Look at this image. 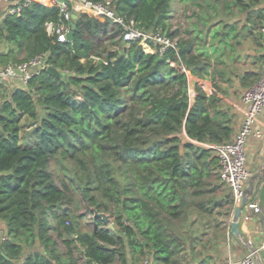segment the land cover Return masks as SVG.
Listing matches in <instances>:
<instances>
[{"label": "trees", "instance_id": "trees-1", "mask_svg": "<svg viewBox=\"0 0 264 264\" xmlns=\"http://www.w3.org/2000/svg\"><path fill=\"white\" fill-rule=\"evenodd\" d=\"M222 1L197 3L202 13L181 38L169 27L175 0H114L117 15L141 30L179 39L178 51L165 53L125 42L123 26L88 13L77 14L72 37L60 43L47 31L60 20L51 0L5 18L0 36L13 47L0 61L49 53L62 76L44 71L25 88L0 92V264H79L75 251L88 264H138L146 256L152 264H183L196 253L185 249L197 233L192 214L234 209L231 193L209 197L217 191L210 181H221L213 146L230 141L233 127L198 83L192 100L190 77L206 80L212 67L204 28L210 33L219 25L214 38L221 47L239 46L246 36L263 49L264 34H254L264 28V0H232L227 9ZM235 8L244 24L211 21ZM105 40L117 50L108 51ZM259 76L250 72L243 80L250 87Z\"/></svg>", "mask_w": 264, "mask_h": 264}, {"label": "built area", "instance_id": "built-area-1", "mask_svg": "<svg viewBox=\"0 0 264 264\" xmlns=\"http://www.w3.org/2000/svg\"><path fill=\"white\" fill-rule=\"evenodd\" d=\"M32 1L35 0H18L8 11L9 15H19L23 7L29 5ZM51 1L60 8V20L57 23H48L47 31L60 43L68 41V36L72 30L74 9L76 8L90 15L107 19L113 25L123 26L124 32L121 37L125 42H137L142 45L153 44L160 53H165L170 49L178 51V38H172L162 31L145 32L141 30L134 20L126 21L123 17L117 15L113 9L114 0H105L103 3H93L89 0ZM95 59L99 60V58ZM49 67V53L36 55L22 63H10L0 69V83L3 85H19L25 88L32 78L47 71ZM181 71L190 75L185 67H182ZM242 100L247 110L240 130L230 141L213 146L217 150L220 162V179L230 190L235 207L244 196L250 178L247 168V140L251 136L258 139L263 137V131L255 128V125L264 113V66L258 81L243 92ZM262 212L263 207L258 201L251 198L243 208L240 223H247L254 215ZM228 235L229 237L232 235L231 231ZM252 246L254 249L250 250L248 254L229 264H264V240L259 245L252 244ZM139 264H152V259L150 256H146Z\"/></svg>", "mask_w": 264, "mask_h": 264}, {"label": "crops", "instance_id": "crops-1", "mask_svg": "<svg viewBox=\"0 0 264 264\" xmlns=\"http://www.w3.org/2000/svg\"><path fill=\"white\" fill-rule=\"evenodd\" d=\"M17 1L18 0H0V27L3 26L5 18L9 15L8 11ZM74 10V15L76 16L80 13H86L76 8ZM211 32L208 33L209 39L212 37ZM188 37L189 35H187L186 38ZM248 41V48H245V45H237L234 48H229V46L224 44L223 47H221L219 41L217 45L212 48L209 43L207 48L212 56V67L209 69L210 72L207 75V79L203 80L193 76L194 80L192 82L194 86L198 83L208 95L214 94L219 100L217 103L218 106L224 110V113L229 118L233 127L232 138L240 130L247 110L243 103L242 95L249 87L245 84L243 78L250 72L260 74L261 70L259 71L256 65L258 63L257 58L264 54V47L262 49L253 44L252 47L250 40ZM12 47L13 46L6 40L5 36H0V54L9 51ZM245 59H248V63H246L247 61ZM250 61H253L251 65ZM4 67H6V65L0 61V69ZM15 87L20 86L12 84L3 85L0 83V92L7 94ZM190 93L193 100L196 96L195 89ZM255 128H259L263 131V137L258 139L251 136L247 140V168L250 173L247 188L252 181L256 186H259L256 195L253 197L254 201L259 202V191L264 185V113L259 117ZM259 177H262V180H259ZM253 218H255V224L252 229H250L248 222L239 226L242 235L249 240L251 246L252 244L259 245L263 242L261 241L258 243L255 241L253 237L255 235L262 236L264 240V209L261 214L254 215L252 219ZM252 219L250 221H252ZM3 230L5 231V224L0 223L1 236L5 235ZM227 230L226 237L223 238V240L216 241L213 245H206L201 251L199 250L198 253H195L197 254L196 257L189 253L190 255L187 257V261L183 264H229L230 262L240 260L248 254L250 251V244L244 243L241 238L233 235L231 231V222ZM229 231L232 233L230 237L228 235ZM195 252H197L196 248Z\"/></svg>", "mask_w": 264, "mask_h": 264}, {"label": "rangeland", "instance_id": "rangeland-1", "mask_svg": "<svg viewBox=\"0 0 264 264\" xmlns=\"http://www.w3.org/2000/svg\"><path fill=\"white\" fill-rule=\"evenodd\" d=\"M212 1V0H209ZM232 0H223L222 2H220V6L222 8H226L225 7V3L226 2H231ZM197 3H201L203 5L204 8H207V0H186V1H181V0H175V4H174V9L172 12V17L169 20V27L171 30L174 31H178L179 32V36L181 38H186L188 35L189 30L191 31L192 29V25L195 24V22H197V17L195 13H202V9L197 5ZM213 3V2H212ZM215 6V5H214ZM227 9V8H226ZM211 11H209L210 13ZM234 14L230 15V16H225L222 12H218L216 14V17H214L211 21L214 20L218 21L220 19H222V21L225 22H229V23H235L237 21V19H239V24H244V16L241 15L240 13H238V11L234 10ZM243 20V21H242ZM212 32H211V39H208L209 43L211 44H215L217 45V41L216 38H214V34L218 31L221 30L220 28H218V26H215L212 28ZM203 36H207L208 35V30L206 28H204L203 30ZM247 31V30H246ZM261 32L264 34V28L261 27L260 25L258 26V29H256L254 36L258 37V38H262L261 36ZM221 39V38H220ZM241 40H242V44L241 45H245V48L249 47V38H247L246 36H241ZM232 42H235L234 40ZM257 40L256 38L252 37L250 40V44L252 45H257ZM104 47L107 48L108 51H113V50H117V47H114L111 44V41L105 40L103 43ZM252 45V47H253ZM259 46V45H257ZM213 48V47H212ZM258 49V48H255ZM246 61L248 59H245ZM244 60V61H245ZM256 60V59H254ZM253 60V61H254ZM245 61V62H246ZM253 61H250V65L252 64ZM258 61V58H257ZM248 63V61L246 62ZM258 66L259 71L262 70L263 66H264V61L259 60L258 63L256 64ZM191 82H190V92L194 91V85H193V80L194 77L191 76L190 78ZM191 94V93H190ZM30 129L29 128H24L23 129V136L26 135V132H29ZM220 144H216L214 146H218ZM215 153L217 154V150L215 149ZM249 171V169H248ZM212 182L213 186L211 185L210 188L217 186V191H215V193L209 195L210 196H215L217 199H221L223 197H226L229 195L230 191L228 189V187L223 184L219 179H218V175H215L213 177V179L210 181ZM234 210H235V206L234 209H232L229 205L225 204L222 207L216 209L214 211V213L210 216H205V217H200L199 213L195 212L194 214H192V218L195 219L197 221L195 230H196V234L193 238L194 242L193 243H189L187 241V244L185 245V249H190L192 248H196L197 252H199V250L201 251L203 247H206V245H213L216 241H221L223 240V238L226 237L227 234V229L230 226V222L232 221L233 218V214H234ZM90 220V216L85 218V222L89 223ZM255 218L252 219V221H249V227L250 229L253 228L254 224H255ZM207 222H209L210 224L207 225ZM242 222L239 226H242ZM208 226V227H207ZM205 228V230H203ZM245 234V233H244ZM194 235V234H193ZM254 240L257 241L258 243L263 241L262 236L259 235H255L253 236ZM190 241V240H189ZM186 250V251H187ZM60 251L62 253H67V247L66 245L62 242L60 245ZM197 254H194V257H196ZM74 257H76L78 259V263L79 264H88L85 258H81V254L80 252L75 251L74 252ZM115 264H120L119 262L115 263ZM139 264V263H138Z\"/></svg>", "mask_w": 264, "mask_h": 264}, {"label": "water", "instance_id": "water-1", "mask_svg": "<svg viewBox=\"0 0 264 264\" xmlns=\"http://www.w3.org/2000/svg\"><path fill=\"white\" fill-rule=\"evenodd\" d=\"M73 19L76 20L77 19V16L74 15L73 16ZM72 27L73 28L75 27L74 23L72 24ZM69 37H72V33L69 34ZM47 72L50 73V74H53V75H55L57 77H61L62 76V74L58 70H56L55 68H53L52 66H50L48 68ZM263 172H264V169H263ZM259 178H260L259 180H262V177H259ZM258 187L259 186H256L253 183V181H252V183L250 184V186L248 188H246L244 196L241 198V200L239 201V203L235 207L234 214H233V218H232V221H231V231H232L233 235L236 236V237H238V238H241V240L244 243H246V244H250V242H249V240H247L242 235V232L240 231V228H239L240 219H241V215H242L243 208L249 202V200L256 195V193L258 191L257 189H259ZM259 204L264 209V185L261 187V189L259 191ZM94 212H95V217L102 218L103 221L107 225L112 224V220L109 217V215H107L105 213H100L96 209H94ZM0 236H1V233H0ZM253 249H254L253 246H251V244H250V250H253Z\"/></svg>", "mask_w": 264, "mask_h": 264}]
</instances>
